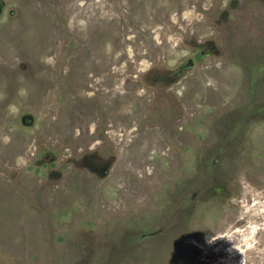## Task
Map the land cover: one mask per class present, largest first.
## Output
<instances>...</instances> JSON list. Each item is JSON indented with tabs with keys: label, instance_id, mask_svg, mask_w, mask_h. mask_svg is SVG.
<instances>
[{
	"label": "rangeland",
	"instance_id": "rangeland-1",
	"mask_svg": "<svg viewBox=\"0 0 264 264\" xmlns=\"http://www.w3.org/2000/svg\"><path fill=\"white\" fill-rule=\"evenodd\" d=\"M0 264H264V0H0Z\"/></svg>",
	"mask_w": 264,
	"mask_h": 264
}]
</instances>
